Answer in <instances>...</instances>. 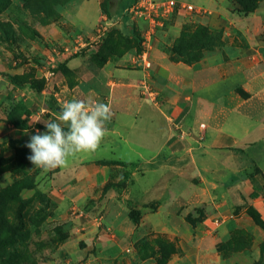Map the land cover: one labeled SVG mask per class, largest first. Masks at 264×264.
I'll use <instances>...</instances> for the list:
<instances>
[{"label":"rangeland","instance_id":"374dc122","mask_svg":"<svg viewBox=\"0 0 264 264\" xmlns=\"http://www.w3.org/2000/svg\"><path fill=\"white\" fill-rule=\"evenodd\" d=\"M40 1L45 0H0V264H201L205 259L200 255L201 239H217L221 220L215 213L219 206H239L241 211L246 209L252 218H257L241 192L245 189L243 186L228 192L227 201L223 197L225 188L235 184L231 173L225 170L229 177L226 179L221 173L224 170H220L221 162L225 158L213 156L201 162L199 156L190 158L191 153L188 157L184 153L176 156L174 165L169 164L173 161L168 158L164 161L166 164H159L158 168L153 166L154 172L149 171L151 166L142 159L131 164L129 161L120 162L127 168L123 180L118 185L106 186L103 193H97L85 204H80L74 202L75 196L72 197L71 181L56 176L57 170L45 173L34 167L28 159L31 150L25 145L37 130L46 132L44 123L55 120L61 111L64 102L54 94V90L60 91L57 77L64 76L72 86L77 84L73 80L75 72L69 67L70 62L80 65L78 68L83 74H92L97 79L99 83L94 80L92 88L104 89L101 99L87 97V89H82L84 93L80 91L78 99L111 105V87L102 83L103 79L107 81L105 67L110 60H115L116 64L124 60L122 65L113 69L115 75L127 74L140 82V91L133 93L131 103L136 105L144 100L150 106L135 121L129 115H117L118 109L111 108L108 123L127 126L134 123L127 132L128 147L138 149L141 155L145 154L139 148L141 143L159 144L166 133V123L158 114V108L165 101L156 94L157 85L150 81L154 67L152 65L148 71L144 69L142 54L148 51L153 61L155 46L170 44L179 55L187 54V61H197L202 43L222 42L220 33L195 23L197 17L209 12L192 2L202 9L199 13L181 10L174 14V18L156 19V23H152L150 19L140 18L127 10L110 32L107 31V21L102 20L101 30H95L94 36L71 37V44L65 42L63 45L41 34V24L47 25L58 19L56 12H47L46 3L41 5ZM241 1L244 10L248 8V11L255 10L259 4V0ZM123 20L128 23L121 24ZM169 20L185 24L172 32L165 25ZM189 44L190 49L185 48ZM81 80L79 83L83 88ZM129 148L127 156L133 157ZM162 156L167 157L166 154ZM172 165L178 170L171 168ZM164 167L166 170H162ZM139 168L142 180L138 182L152 183L153 188L148 191V196L138 197L136 201L128 193V210H121L122 218L125 221L129 216L133 222L127 226L122 221H115L107 228V218H104L107 195L101 194H107L111 188L124 190L130 187L134 191L136 180L133 173ZM242 173L240 178L245 182L246 170ZM168 189H175L177 193L171 195ZM118 196L113 200L119 199ZM116 204L118 202L114 201L111 205ZM179 207L190 208L186 217L192 227L187 234H183L186 232L183 228H170L174 232L168 234L171 231L153 229L149 222L142 220L143 215L159 208L178 212L175 209ZM91 210L98 221H91L84 215L82 218L90 222L89 225L79 224L77 216ZM198 223H202L204 230L197 229ZM120 232L128 234V238L114 237ZM100 234L105 238L101 239ZM181 236L194 242L192 246L196 248L186 252L182 242L189 245L190 240ZM252 238L246 229H234L228 245L220 244L217 248L220 252H235V264L264 263V258L253 260L255 247ZM261 251L264 252V243Z\"/></svg>","mask_w":264,"mask_h":264},{"label":"crops","instance_id":"0c3cea01","mask_svg":"<svg viewBox=\"0 0 264 264\" xmlns=\"http://www.w3.org/2000/svg\"><path fill=\"white\" fill-rule=\"evenodd\" d=\"M175 1L180 4L196 2L205 7L209 13L197 17L195 23L220 33L222 42L210 47L201 46L199 59L195 62L187 61V56L178 55L170 44H158L153 49L154 59L151 61L154 68L150 81L157 85L156 94L165 101L163 106L158 108V114L166 123V133L161 142L141 143L139 148L145 151V154L141 155L138 149L128 147L127 132L133 128L134 123L127 126L106 121L108 133L99 149L95 153H82L70 158L66 167L54 169L57 170L56 176L70 180L74 202L85 204L97 193H103L106 186L118 185L123 180L127 168L119 164L120 162L129 161L131 164L142 159L151 166L149 171L154 172L156 169H153V166L158 168L159 164H166L164 161L168 158L173 161L169 164L174 165L176 156L184 153H187V157L191 153L190 158L199 156L201 162L208 157H223L226 160L221 162L220 170L224 169L221 173H224L225 179L229 178L226 172L231 173V179L235 183L225 188L223 197H226L227 201L229 193L237 186H243V196L247 197L253 212L264 222V0H259L258 7L251 11L244 10L240 0ZM134 2L135 0H65L55 8V17L58 20L47 25L41 24L40 32L47 39L53 38L63 45L65 42H72L71 37L94 36L95 30H101L99 26L102 20L107 21V31L110 32L115 22L124 18L125 12ZM170 21L165 25L172 32L174 29L180 30L185 24ZM124 23L128 22L123 20L121 24ZM123 61L119 64H116L115 60L107 62V81L103 79L102 83L111 87L110 109L116 108L117 115L126 114L136 120L150 105L144 100L136 105L131 103L130 97L140 91V82L127 74L115 75L113 69H117ZM69 67L75 72L73 80L77 84L72 86L67 78L58 76L60 91L54 90L55 96L66 102L78 98L80 91L84 93L82 89H87V97L93 100L101 99L104 89L100 91L92 88L97 79L92 74L80 72V65L75 62H70ZM80 79L83 88L79 83ZM148 120L153 123L151 117H148ZM128 148L133 157L127 156ZM165 154L166 159L162 156ZM173 165L171 168L178 170ZM162 170H166V167ZM244 170L247 173L246 177L243 176L246 178L245 182L240 178ZM139 174L140 168L133 173V179L136 180L134 191L130 187L124 190L111 188L107 194H101L107 195V210L104 216L107 218V228L115 221H122L127 226L132 221L129 216L123 221V211L121 212L128 210V193L135 198L134 201L138 197L149 195L148 191L154 185L145 181L139 183L138 180H142ZM168 190L171 195L177 193L175 189ZM115 196L119 199L113 200ZM114 201H117L118 205H111ZM179 209L180 207L175 209L177 212L159 208L151 214L143 215L142 220L149 222L148 225L153 229L160 228V231L165 230L166 233L171 231L168 234L174 232L170 228H183L186 231L183 234H187L192 227L186 217L190 208ZM240 211L239 206L237 208L235 205L219 206L215 213L216 218L221 220V224H218L217 239H201L200 255L205 258L201 264H235V252H220L217 248L220 244L228 245L234 229H246L252 234L254 261L264 258V252L261 251L264 228L246 209ZM93 213L92 210L81 212L77 221L81 225H89L90 222L82 218L84 215L89 216L91 221H98L93 217ZM197 229L204 230L202 223L197 224ZM115 236L128 238V234L123 232ZM99 237L105 238L103 234ZM107 238L110 239L108 234ZM182 238L190 240L187 237ZM193 243L190 240L188 245L183 241L182 247L186 252L190 251L195 247L192 246ZM230 253L231 256L228 255Z\"/></svg>","mask_w":264,"mask_h":264},{"label":"clouds","instance_id":"9594fccd","mask_svg":"<svg viewBox=\"0 0 264 264\" xmlns=\"http://www.w3.org/2000/svg\"><path fill=\"white\" fill-rule=\"evenodd\" d=\"M111 115L105 103L78 98L64 102L55 120L44 123L47 131L37 130L30 137L25 145L31 150L28 159L46 173L66 167L77 154L95 153L108 133L105 122Z\"/></svg>","mask_w":264,"mask_h":264},{"label":"built area","instance_id":"2783aa9c","mask_svg":"<svg viewBox=\"0 0 264 264\" xmlns=\"http://www.w3.org/2000/svg\"><path fill=\"white\" fill-rule=\"evenodd\" d=\"M181 10L197 14L202 9H198L192 4H180L175 0H135L128 12L156 23V19L171 18L177 11ZM142 61L146 71L152 68V61L148 51L142 54Z\"/></svg>","mask_w":264,"mask_h":264},{"label":"trees","instance_id":"16d2710c","mask_svg":"<svg viewBox=\"0 0 264 264\" xmlns=\"http://www.w3.org/2000/svg\"><path fill=\"white\" fill-rule=\"evenodd\" d=\"M65 0H45L44 2H41L40 1V4L41 5H43L44 3H46V8H47V12H51V11H53V12H55V8H56V6H58V5H60V4H62L63 2H64ZM28 2H31V0H28ZM33 2V1H32ZM240 3L242 4V5H244L243 3H242V1L240 0ZM105 6V3L103 4V7ZM28 7V6H27ZM246 11H248V8H247V10ZM250 11V10H249ZM48 15V14H47ZM212 45H214V44H210V43H207V41H205L204 43H202L201 45H200V48H201V46H207V47H210V46H212ZM185 48H188V49H190V44L188 45V46H186ZM185 48H183L184 50H186ZM188 51H190V50H188ZM176 52V51H175ZM187 51H185V53H186ZM178 54V53H177ZM179 55V54H178ZM181 56V55H180ZM183 56H187L188 57V55L187 54H183ZM189 61V60H188ZM259 225H261L263 228H264V222L257 216V218H256V220H255Z\"/></svg>","mask_w":264,"mask_h":264}]
</instances>
